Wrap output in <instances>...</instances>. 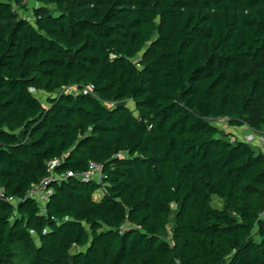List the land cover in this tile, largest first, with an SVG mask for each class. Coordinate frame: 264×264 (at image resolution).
<instances>
[{
    "label": "trees",
    "instance_id": "16d2710c",
    "mask_svg": "<svg viewBox=\"0 0 264 264\" xmlns=\"http://www.w3.org/2000/svg\"><path fill=\"white\" fill-rule=\"evenodd\" d=\"M34 2L0 0V264H264V150L226 130L264 135V0Z\"/></svg>",
    "mask_w": 264,
    "mask_h": 264
},
{
    "label": "built area",
    "instance_id": "2783aa9c",
    "mask_svg": "<svg viewBox=\"0 0 264 264\" xmlns=\"http://www.w3.org/2000/svg\"><path fill=\"white\" fill-rule=\"evenodd\" d=\"M92 91V87H88L85 89V92ZM219 120H222L227 123V118H219ZM247 141H263V138H258L257 134L255 132H251L247 134V137L245 138ZM62 162V158H55L49 162V171L50 174L43 178L39 183L34 184L28 191L27 197L32 198L36 200L43 209L45 208V205L50 197V195L53 192V188L50 186L53 182H60L62 179L66 178L68 176V173L64 174H58L55 172V168ZM102 165L96 162H92L90 164V167L88 171L83 175V179L89 180V179H102ZM0 197H5L4 190L0 189ZM7 201L11 202L13 205H16L19 201V199H16L12 196L6 197Z\"/></svg>",
    "mask_w": 264,
    "mask_h": 264
},
{
    "label": "rangeland",
    "instance_id": "374dc122",
    "mask_svg": "<svg viewBox=\"0 0 264 264\" xmlns=\"http://www.w3.org/2000/svg\"><path fill=\"white\" fill-rule=\"evenodd\" d=\"M27 4H28V7L30 8L31 6H33L35 4V2H34V0H27ZM23 12H24L25 15H30V11L28 9L27 10H24ZM67 91H69V92H72V91L75 92V88L74 87H71V88L67 89ZM36 95H37V97L39 99H41V101L45 105H48V98H47V95L45 93H37L36 92ZM128 105L131 108H134V103L132 101H129L128 102ZM211 121L214 124H217V125H219L221 127H229L228 124H226V122H224L222 120H219V119H211ZM228 129H230V127ZM241 130H243V129H241ZM240 133H242V134H240ZM236 134H237L236 137L238 135H240V137H242V138H246L247 137V134H245V133L243 134V131L242 132H239L238 131ZM258 142H259V140H258ZM262 142H264V140ZM262 142L260 144H263ZM213 204H214V206L219 207V208H222L223 207V202H222V200L217 195L214 196V202H213ZM171 228H172V224L169 226V230H171Z\"/></svg>",
    "mask_w": 264,
    "mask_h": 264
},
{
    "label": "crops",
    "instance_id": "0c3cea01",
    "mask_svg": "<svg viewBox=\"0 0 264 264\" xmlns=\"http://www.w3.org/2000/svg\"><path fill=\"white\" fill-rule=\"evenodd\" d=\"M232 127H230V129H226L227 131L229 130V131H231L234 135H237L236 133L239 131V132H242L243 131V134L245 133V134H249V133H251V130H250V128H248L247 126H242V127H234V128H232ZM239 128V129H238ZM243 129V130H241V129ZM262 133H264V130L262 131ZM240 134H242V133H240ZM239 139H244V138H242V137H240V135H238L237 136ZM263 137V139H264V135L262 136ZM262 141H257L255 144L257 145V143H259V145H257V146H260L259 148L260 149H262V150H264V142H262L263 144H260Z\"/></svg>",
    "mask_w": 264,
    "mask_h": 264
}]
</instances>
